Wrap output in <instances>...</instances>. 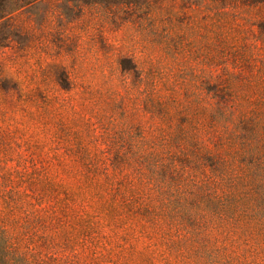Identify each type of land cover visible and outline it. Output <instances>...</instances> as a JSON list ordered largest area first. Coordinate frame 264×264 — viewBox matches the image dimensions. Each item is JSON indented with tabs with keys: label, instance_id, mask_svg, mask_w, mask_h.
Instances as JSON below:
<instances>
[{
	"label": "rangeland",
	"instance_id": "1",
	"mask_svg": "<svg viewBox=\"0 0 264 264\" xmlns=\"http://www.w3.org/2000/svg\"><path fill=\"white\" fill-rule=\"evenodd\" d=\"M0 231V264H264V0H0Z\"/></svg>",
	"mask_w": 264,
	"mask_h": 264
},
{
	"label": "trees",
	"instance_id": "2",
	"mask_svg": "<svg viewBox=\"0 0 264 264\" xmlns=\"http://www.w3.org/2000/svg\"><path fill=\"white\" fill-rule=\"evenodd\" d=\"M187 218L189 219L190 217L188 216ZM180 219H181L182 221H185V220H186V218L183 219V218H181V217H180ZM6 240H7V239H6V235L0 231V241L5 242Z\"/></svg>",
	"mask_w": 264,
	"mask_h": 264
}]
</instances>
